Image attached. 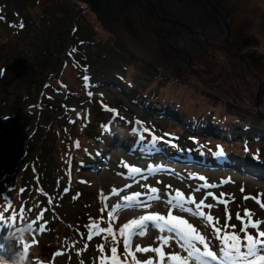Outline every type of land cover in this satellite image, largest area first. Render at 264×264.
<instances>
[{
	"label": "rangeland",
	"instance_id": "374dc122",
	"mask_svg": "<svg viewBox=\"0 0 264 264\" xmlns=\"http://www.w3.org/2000/svg\"><path fill=\"white\" fill-rule=\"evenodd\" d=\"M45 1L0 0L3 9L29 10L44 25V42L52 46L53 52L48 61L62 57L67 59V65L58 77L62 83L60 90L55 86L47 87L36 96L38 108L24 105L22 114L34 112L30 121L22 127L24 120L20 118L10 143L6 147L0 146V212L5 214L11 203L9 221L0 220V257L11 260L23 247L15 240L6 239L12 225L31 222L34 231L24 244L30 251L33 249L29 256L31 264H98L100 253L97 245L104 241L100 236L89 241L86 225L96 221L98 227L108 226L107 210L104 213L100 211L105 203L101 200V193L109 196L106 203L111 210L114 204L123 202L117 196H110V193L114 188H124L125 184L132 187L125 189L121 196L133 191L144 192L141 184L159 188L161 195L165 194V185L188 195L201 184L210 183L216 187L202 189L197 194V202L204 192H213L217 197L224 193L222 199L229 200L227 211L233 217L229 223L235 224L237 231L240 223L235 214L239 212L243 216L245 208L252 210L254 219L264 220V209L256 201L244 199L257 194L264 199V172L261 171L264 166V124L258 125L256 113L230 101L225 91L226 88L238 101L255 108L256 77L248 75L238 80L231 77L235 74L229 71L230 66L226 64L228 54L220 47L209 48L205 43H202L204 47L200 46L202 48L190 50L194 62L191 66L196 70L186 67L183 61H174L165 67L164 64L141 58L140 63L129 64L120 55L122 48H118V53L103 52L109 47L105 36L107 32L111 33L96 23L98 20L87 5L79 2L85 6L84 23L89 21L97 26L96 33L88 34L98 40L94 44H88L85 34L71 38L67 32V21L55 13V10L58 12L65 7V0H52L44 6ZM231 2L237 9L232 11L234 18L228 37L233 51L239 52L256 67L264 81V0ZM31 3L34 5L30 6ZM211 24L213 22L206 21L202 27L207 29L209 37L223 42L226 36L223 29L215 25L217 28L214 30ZM98 42L102 47L96 44ZM200 49L214 53V56L202 55L198 52ZM30 55L27 50L19 60L30 59ZM12 59H8L11 65ZM233 62L236 66L237 59L234 58ZM240 66L243 69V64ZM125 74L130 77L129 80L124 78ZM85 76L89 77L87 82L83 79ZM162 76L165 77L163 80ZM16 82L19 81L16 79ZM157 82L162 83L157 97L167 104V111L139 99L140 93H149ZM7 83L6 79L0 78V89ZM18 86L21 91L24 90V85L18 83ZM151 97L156 96L152 94ZM174 101H177V111L173 108ZM228 102L250 111V116L234 111L237 117L230 115V120L225 118L223 112ZM105 105L118 110L119 117L125 119L115 117V113L106 110ZM259 108L264 112V92ZM185 116L195 124L184 123L181 117ZM135 119L150 129L144 134V141L139 140L138 133L132 132ZM224 121H227V133H230L231 125L234 128L235 137L231 141L219 138L220 130L216 125ZM243 122H247L249 128L244 138ZM153 134L163 137V140L157 142L154 150H149ZM169 139L175 147L166 142ZM77 141L80 147H76ZM218 145L224 151L240 150L242 163L235 164L215 156ZM124 163L143 169L151 165L162 171L155 174L145 171L149 179L145 181L137 176V184L127 175ZM190 176L193 178L190 179ZM200 176L205 177V181L199 180ZM206 203L215 204V201L209 197ZM151 210L163 212L161 206ZM42 211L43 218L37 220ZM147 211L150 210H118L114 227L118 228L121 217L128 212L135 213L137 218ZM225 211L224 204L211 209L221 225L225 223ZM13 216L16 220L11 222ZM101 216L103 221H100ZM192 222L199 227L198 220L192 218ZM40 226L44 227L43 232ZM201 231L205 235L211 234V229L205 231L201 228ZM149 232L158 234V230L151 227L147 229V234ZM137 240L140 237L132 241L133 248ZM105 249L107 251V245ZM119 251L123 252L122 244ZM58 252L62 255H56Z\"/></svg>",
	"mask_w": 264,
	"mask_h": 264
},
{
	"label": "snow or ice",
	"instance_id": "6c2138e0",
	"mask_svg": "<svg viewBox=\"0 0 264 264\" xmlns=\"http://www.w3.org/2000/svg\"><path fill=\"white\" fill-rule=\"evenodd\" d=\"M20 27L22 28L24 25L20 24ZM83 79L87 82L89 77L85 76ZM104 107L106 110L115 113V117H119L118 110L107 105ZM119 118L125 119L124 117ZM135 123L140 127H134L132 131L139 134L140 141H144V134L149 133L150 129L145 127L141 121ZM105 129L107 130V126ZM160 140H163V137L153 134L150 140L152 147L149 150H154ZM166 142L173 147L176 146L171 139ZM75 143L76 147H80L78 141ZM217 149L214 152L215 156L225 155L222 146L218 145ZM123 166L128 169L127 175L137 184H139V181L135 179L137 176L145 181L149 179V175L144 174L145 171L149 174L162 171L161 168L151 165L147 169L128 163H124ZM189 178L192 179L193 177L190 176ZM205 179L203 176L199 177L201 181H205ZM131 187V184H125L124 188L112 190L110 196L119 197L123 203L114 204L111 210H108L109 205L106 203L109 196L101 193V200L105 203L100 211L104 213L107 210V227H98L96 221L86 225L89 229L87 235L89 241L96 236H100L104 241V243L97 245L100 253L98 264H264V229H262L264 220L254 219L252 210L245 208L243 216L239 212L235 214V219L240 223V228L237 231L236 225L229 223L233 217L232 213L227 211L229 200L222 199L224 193L217 197L213 192H204L203 197L197 202V194L201 193L202 189L214 188L216 185L203 183L188 195L180 189L173 191L171 185H165V194L161 195L159 188L151 184H141L140 187L145 189L144 192L133 191L130 194L120 195L125 189ZM241 191L243 192L244 189L242 188ZM209 197L215 201V204L206 203ZM244 199H252L261 209H264V199L261 198L260 194L245 196ZM51 202L52 199L49 198V203ZM219 204H224L226 208L223 225L220 224L219 218L214 217L211 213V209ZM156 206H161L163 212L151 210ZM8 208L11 209V203H9ZM133 208L150 211L123 222L118 228L114 227L118 219V210ZM204 209L209 211L206 212ZM44 211L36 217L37 220L43 218ZM192 218L199 221V227L192 222ZM3 219L4 215L0 212V220ZM15 220L16 217L13 216L12 221ZM103 220L104 217L101 216L100 221ZM149 227L158 230V235L152 244L142 246L141 243H136L133 248L132 241L137 237H145ZM201 228L205 231L211 229L210 236L205 235ZM44 230V227L40 226V231L43 232ZM121 244L123 246L122 253L119 251ZM153 244L155 246H152ZM105 245H107V251ZM25 247L28 246L25 245ZM137 253L151 255L138 257ZM56 255H62V253L58 252Z\"/></svg>",
	"mask_w": 264,
	"mask_h": 264
},
{
	"label": "trees",
	"instance_id": "16d2710c",
	"mask_svg": "<svg viewBox=\"0 0 264 264\" xmlns=\"http://www.w3.org/2000/svg\"><path fill=\"white\" fill-rule=\"evenodd\" d=\"M48 2L51 3L52 0H46L43 3L44 6H47ZM33 5V3L30 4V6ZM84 7L85 6L82 3H79L76 0H65V7L61 8L58 12L55 10V13L57 15L59 13L60 18L67 21L65 28L71 35V38H76V36L82 37L85 34L86 37L84 38H86L88 44H94L98 40H96L95 37H89L88 34L96 33L97 26L86 20V23H84ZM96 23L100 24L98 21H96ZM20 24H23L24 27L21 28ZM43 27L44 25L40 24V21L36 20V17L32 15L29 10L24 9L23 11H16L6 8L3 9L0 4V78L3 80L6 79L8 82L7 84H3V87L0 89V146L2 147H6L12 140V132L19 119L22 118L24 120V123L21 122V126L23 127L26 122L30 121L31 116L34 113L33 111H29V115H26V113L22 114L21 108L24 105L38 108L35 99L41 92L49 86H55L58 90H60L62 86L60 78L58 77L63 68L67 65V59L62 57V59L56 58L48 61L49 56L53 55V52L52 46L44 42L45 35L43 32L44 30L42 29ZM105 37V42L109 47H107L108 49H103L104 53H114L113 51L118 53V48H122L120 50V55L125 61L129 64L140 63V58L125 49L119 41L111 36V34L107 32V36ZM96 44L102 47L101 42ZM3 48H5V50L2 52ZM27 50L31 54L30 59H24L22 62L19 59ZM10 57H14V59ZM8 59L13 60V62H11L12 65L8 63ZM162 72L165 76L166 73L163 70ZM126 75L127 74H125L124 78L129 80L130 77ZM164 76L161 77L162 80L165 78ZM16 79L19 82H16ZM18 83L24 85L23 91L20 90ZM155 84L156 86L153 89H150L149 93H140L139 99H145L144 102H152V104L159 106L161 109L163 108V111H167V104H164L161 98L157 97V93L160 92L162 83L157 82ZM152 94L156 97H151ZM176 102L177 101H174L172 103L174 104V111L178 110ZM225 107L223 116L227 119H229L230 115H235V117H237V114L234 113V111L242 114L244 113L243 115H245V117L248 115L250 116V111L237 107L230 102H228ZM254 115H256L255 120L258 125L264 124L263 117L257 114ZM181 119L184 123L188 122L190 124H195V122L189 117L185 116L184 118L181 117ZM224 122L225 123L219 122L216 125L220 130L219 138L220 140L231 141L235 137L233 132L234 128L231 125L230 133H227V121ZM242 129L244 131V138L245 132L249 130L247 122H243ZM226 143L228 146V142ZM224 152L225 155L220 156L221 158L230 160L235 164L242 163L239 159L241 156L240 150H225ZM247 167L253 169L251 165H247ZM261 171L264 172V166L261 167ZM9 214V209L3 214L4 220L7 222L9 221ZM30 252H33V249H31Z\"/></svg>",
	"mask_w": 264,
	"mask_h": 264
},
{
	"label": "water",
	"instance_id": "95a60500",
	"mask_svg": "<svg viewBox=\"0 0 264 264\" xmlns=\"http://www.w3.org/2000/svg\"><path fill=\"white\" fill-rule=\"evenodd\" d=\"M76 1L87 5L102 27L108 30L117 41L140 59L151 60L143 54L141 49L150 43L156 42L168 49L183 51L189 66L191 52L184 46L183 31L190 37L198 36L202 43L222 46L220 42L208 36L202 27L203 22L211 21L214 25L223 29L228 40L230 25L234 18L232 11L236 12L237 10L233 4H228L226 0ZM223 47L229 54L243 59L239 52H232L230 48ZM258 80L259 86L254 101L255 108L238 101L226 88L225 91L230 101L264 118V112L259 108L261 95L264 92V81L259 75ZM136 121L139 120L135 119L132 129L140 127V125L135 123Z\"/></svg>",
	"mask_w": 264,
	"mask_h": 264
},
{
	"label": "bare ground",
	"instance_id": "6f19581e",
	"mask_svg": "<svg viewBox=\"0 0 264 264\" xmlns=\"http://www.w3.org/2000/svg\"><path fill=\"white\" fill-rule=\"evenodd\" d=\"M231 1L232 0H226V2L228 4H232ZM211 27L214 30H216V28H217L214 24H211ZM205 30H207V29H205ZM208 31H210V30H208ZM183 34H184V36H182V38H183L184 46L187 47V49L193 51V48L202 46V41L200 40V38L198 36L190 37L184 31H183ZM214 35H215V33H214ZM202 47H204V46H202ZM141 51L143 52V54L147 58H150L151 60H153L159 64H162V65L164 64L163 66H165V67L170 66L172 64V62H174V61H182L181 59L185 56V54H183V51H180V50L176 51L173 49H168L167 47L160 46L159 43H156V42L150 43L148 46L142 48ZM177 53H180V54L178 55ZM135 215L136 214L133 212H128L121 217V220L119 223L122 224L123 222H127L128 220L135 218L136 217ZM1 235L2 234L0 233V236ZM157 235L158 234H153V233L149 232L145 238H140V240H137L135 242V244L141 243L142 246L152 244L153 240L155 239V237ZM135 244H134V247H135ZM152 246H155V245L153 244ZM165 251H167V249H165ZM137 254L139 257L151 255V254H141V253H137Z\"/></svg>",
	"mask_w": 264,
	"mask_h": 264
},
{
	"label": "flooded vegetation",
	"instance_id": "af4514ba",
	"mask_svg": "<svg viewBox=\"0 0 264 264\" xmlns=\"http://www.w3.org/2000/svg\"><path fill=\"white\" fill-rule=\"evenodd\" d=\"M230 33H231V27H230ZM225 35H226V33H225ZM219 42L222 44V46H216V47H220V48L224 49L223 46H226V47L230 48V50L232 52H237V51H233L232 43L229 41V38L227 40V37L226 36H225V40L223 42L221 40ZM207 46L209 48L215 47L213 45H208V44H207ZM196 48H201V47H196ZM224 51L228 54L227 55V62H226V64H228V66H230L229 71H232V74L233 73L235 74V75H232L231 77H233V78L235 77L238 80L239 77L242 79L243 77H247L248 75H251L253 77H256V79L258 81V86H259V80H258V75L259 74L257 72V68L254 67L251 63H249L248 60L245 59L244 57H243V59H241V58H239L236 55L229 54L225 49H224ZM198 52L202 53V55H205V56H211V57L214 56V53L205 52V51L203 52L201 49L198 50ZM191 58L192 57H191V53H190V66H189V64L187 62L186 56H184L182 58L183 60L182 59L181 60L183 61L184 64H186V67H191L192 70H196L195 68H193V66H191V63L192 64L194 63ZM234 58L237 59L236 66L234 64L235 62H233ZM241 64H243V69L241 68L242 66H240ZM233 66H235V67H233ZM243 70H244V73H243Z\"/></svg>",
	"mask_w": 264,
	"mask_h": 264
},
{
	"label": "clouds",
	"instance_id": "9594fccd",
	"mask_svg": "<svg viewBox=\"0 0 264 264\" xmlns=\"http://www.w3.org/2000/svg\"><path fill=\"white\" fill-rule=\"evenodd\" d=\"M34 231V225L31 222L23 223L19 226L12 225L11 229L6 235V239L9 241H17L22 244L23 247L18 251L13 259L8 260L5 257H0V264H31L29 256L30 250L24 247L25 241L32 235Z\"/></svg>",
	"mask_w": 264,
	"mask_h": 264
}]
</instances>
